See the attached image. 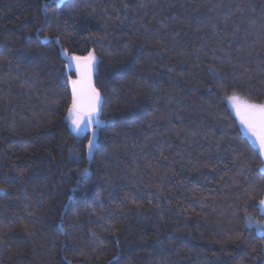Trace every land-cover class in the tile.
<instances>
[{"label": "trees", "instance_id": "1", "mask_svg": "<svg viewBox=\"0 0 264 264\" xmlns=\"http://www.w3.org/2000/svg\"><path fill=\"white\" fill-rule=\"evenodd\" d=\"M88 51L91 156L67 118ZM231 93L264 104V0H0V264H264Z\"/></svg>", "mask_w": 264, "mask_h": 264}, {"label": "snow or ice", "instance_id": "2", "mask_svg": "<svg viewBox=\"0 0 264 264\" xmlns=\"http://www.w3.org/2000/svg\"><path fill=\"white\" fill-rule=\"evenodd\" d=\"M57 2V0H53ZM47 7V6H46ZM127 7V5H125ZM41 29H37L39 33ZM49 37L45 36L44 41H48ZM59 42V37L56 38ZM98 59L94 51H88L84 56L73 55L69 59L67 68H75L76 79L69 77L72 90L71 105L68 108V115L72 117V124L75 128H80L82 125L92 128L93 137H95L94 124L100 123L98 120L99 112L101 110L102 96L100 91L95 87L92 81V75ZM238 97H232L236 101ZM237 114L241 116L249 131L253 134L258 141L261 154L264 155V104H253L244 102L243 105L235 104ZM95 148V139H89L87 149L88 155L91 156ZM88 169H84L82 175H86ZM3 191V189H0ZM137 207L141 205L134 201ZM259 206L264 211V200L259 201ZM249 223L253 218L251 215L246 214Z\"/></svg>", "mask_w": 264, "mask_h": 264}, {"label": "rangeland", "instance_id": "3", "mask_svg": "<svg viewBox=\"0 0 264 264\" xmlns=\"http://www.w3.org/2000/svg\"><path fill=\"white\" fill-rule=\"evenodd\" d=\"M234 95L236 97H238V99L236 101H233L232 100V97ZM227 101H228L231 109L235 113L236 117L238 118L239 122L242 124L244 130L247 132V135L253 140V142L259 148V150L261 152V149H260V146H259L258 141L255 139V137L253 136V134L249 131L247 125L244 122H242L241 116L237 114L236 108L234 107V105L237 104V103L243 105L244 102H247V103H251V102L242 99L240 96H238L237 94H234V93H231V94H229L227 96ZM253 104H259V103H253ZM67 118L69 120L70 126H71V128H72L73 131H75L77 133H83L84 131L89 130L91 132V134H92L91 139H95L96 134H97V127H98V125L100 123L93 125V128H95V137H93L92 128H88V127H86L84 125H82L80 128H75L73 126V124H72V119L73 118L72 117H69L68 113H67ZM98 120L100 121L99 116H98ZM263 158H264V155H263ZM262 169L264 171V163L262 165ZM262 200H264V197H263ZM259 208H260V206H259ZM260 211L264 214V211H262L261 208H260ZM248 224L251 225V226H253L256 229L257 232L264 233V218L263 219H253L252 222L251 223L248 222Z\"/></svg>", "mask_w": 264, "mask_h": 264}, {"label": "water", "instance_id": "4", "mask_svg": "<svg viewBox=\"0 0 264 264\" xmlns=\"http://www.w3.org/2000/svg\"><path fill=\"white\" fill-rule=\"evenodd\" d=\"M71 69H73L74 71H75V68L73 67V68H71ZM92 77H93V75H92Z\"/></svg>", "mask_w": 264, "mask_h": 264}]
</instances>
